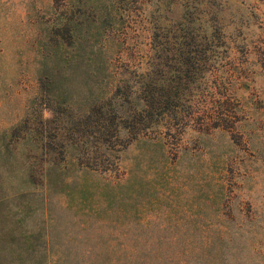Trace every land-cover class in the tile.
<instances>
[{
  "label": "rangeland",
  "instance_id": "obj_1",
  "mask_svg": "<svg viewBox=\"0 0 264 264\" xmlns=\"http://www.w3.org/2000/svg\"><path fill=\"white\" fill-rule=\"evenodd\" d=\"M224 1L226 44L209 74L214 103L200 117L216 115L224 93L235 128L192 124L179 134L171 123L132 140L116 171L80 165L70 149L28 181L22 157L38 116L53 114L45 94L59 101L66 88L67 103L84 108L115 78L136 86L159 12L165 33L179 24L160 0H0V157H15L0 159V264H48L47 239L56 264H219V226L264 205V10ZM76 27L77 48L73 33L63 38ZM61 106L66 117L71 108ZM13 126L19 136L9 135ZM238 258L264 264V237L247 238Z\"/></svg>",
  "mask_w": 264,
  "mask_h": 264
},
{
  "label": "trees",
  "instance_id": "obj_2",
  "mask_svg": "<svg viewBox=\"0 0 264 264\" xmlns=\"http://www.w3.org/2000/svg\"><path fill=\"white\" fill-rule=\"evenodd\" d=\"M252 3L264 10V0H252ZM160 6L168 10L174 8L179 25L173 33H165L166 25L159 21L163 16L159 12L150 28V61L147 69L137 77L136 86L126 76L115 78L110 81V89L102 94H93L84 108L75 107V102L67 103L66 88L59 101L51 102L49 95L45 94L44 103L53 114L47 118L42 114L38 116L40 125L35 127L38 136L30 142L22 157L21 173L24 176L26 173L25 179L29 181L35 171L46 174L49 167L66 159L70 149L80 165L116 171L122 151L132 140L171 123L175 124L179 134L192 124L210 129H232L238 125L239 120L233 119L228 112L229 98L224 93L217 100L220 111L214 116L200 117L204 108L214 103L211 100L214 86L209 82V74L212 72L211 62L226 44L225 1L160 0ZM72 33L77 48L80 35L77 27L72 32L70 28L65 29L63 38L71 37ZM41 82L49 84L48 79ZM204 87L209 92H203ZM61 104L71 108L66 117L65 107ZM20 132L19 126L9 129V135L19 136ZM9 150L11 152L12 148ZM46 151L59 154L55 156ZM14 158L11 153L6 158L0 157L8 162H13ZM36 166H41L42 170L33 171ZM242 214V219L235 223L223 221L217 236L213 237L219 264H238V251L244 247L245 240L254 238L257 241L264 237V205H251L249 211ZM48 245L49 239L46 241L48 264H56Z\"/></svg>",
  "mask_w": 264,
  "mask_h": 264
}]
</instances>
